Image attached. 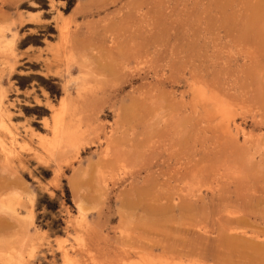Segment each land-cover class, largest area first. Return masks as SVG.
Segmentation results:
<instances>
[{
	"label": "rangeland",
	"instance_id": "374dc122",
	"mask_svg": "<svg viewBox=\"0 0 264 264\" xmlns=\"http://www.w3.org/2000/svg\"><path fill=\"white\" fill-rule=\"evenodd\" d=\"M67 7L0 0V264H264V0Z\"/></svg>",
	"mask_w": 264,
	"mask_h": 264
},
{
	"label": "bare ground",
	"instance_id": "6f19581e",
	"mask_svg": "<svg viewBox=\"0 0 264 264\" xmlns=\"http://www.w3.org/2000/svg\"><path fill=\"white\" fill-rule=\"evenodd\" d=\"M52 3V2H51ZM53 6V5H52ZM256 21V20H255ZM65 40V39H64ZM53 52V51H52ZM1 93V92H0ZM1 99V98H0ZM65 101V100H64ZM225 105V104H224ZM214 106H215V104H214ZM227 106V105H226ZM52 108H53V106H51ZM216 107V106H215ZM224 107V106H223ZM64 108V105L62 104V109ZM229 108V107H228ZM61 109V111L60 112H58V113H56V115H55V117H54V132H55V135L59 138V137H63V136H67V137H70L71 136V134L72 133H70V132H68L67 130H66V128H65V123H64V121H63V119H62V117H63V110ZM216 110H217V107L215 108ZM219 110V109H218ZM217 110V112L218 113H220V111H218ZM221 110V109H220ZM222 110H224V109H222ZM229 111V110H228ZM1 113V112H0ZM65 113V112H64ZM222 114V113H221ZM223 115V114H222ZM224 116V115H223ZM5 121V120H4ZM235 126V125H234ZM236 128H238V127H236ZM11 133V132H10ZM35 133H37V132H35ZM24 148H25V146H24ZM2 150H3V153H4V155L5 156H9V154H10V151L4 146V145H2ZM58 153V152H57ZM63 155V154H62ZM57 156V155H56ZM58 157H61V155H59ZM6 195V194H5ZM6 197V196H5ZM34 198V197H33ZM3 200V199H2ZM0 201V214H8V208H9V206L7 205V206H5L4 205V201ZM12 209V208H11ZM79 211L81 212H83V207L82 206H80V208H79ZM9 213H11V212H9ZM12 213H13V211H12ZM32 213V212H31ZM14 214H16L15 212H14ZM3 216V215H2ZM25 222H27V221H25ZM8 223V221L5 219V217H2V218H0V231H2V230H4L5 228H7V226L9 225V224H7ZM30 224V223H29ZM26 226V225H25ZM25 226H23V227H25ZM22 227V228H23ZM22 228H20V232H21V230L22 231H24ZM28 231V230H27ZM26 231V229H25V233H27L28 234V232ZM24 232H21L22 234H20V236H22V235H24ZM27 234H25V235H27ZM24 235V236H25ZM28 236V235H27ZM26 237V236H25ZM28 238V237H27ZM27 238H25V240H27ZM22 240V239H21ZM24 240V239H23ZM232 242V241H231ZM22 245H23V243L22 242H20ZM20 243H18L19 244V247H20ZM1 244V243H0ZM6 245V247L7 246H9V244H5ZM11 245V244H10ZM3 246H4V244H3ZM11 246H15V245H11ZM11 246H9V247H11ZM1 247H2V245H1ZM0 247V261H2L3 259L5 260V258H3L4 257V255L6 254V253H4V251L2 250V248ZM9 247H7L8 249H9ZM16 247V246H15ZM4 249H6V248H4ZM16 251H19V249L17 250L16 248H14ZM257 249H259V250H264V249H261L260 247H258ZM10 250V249H9ZM13 252H14V250H12ZM64 253V252H63ZM67 253H69V252H67ZM66 253V251H65V253H64V261L66 262V264H70V262H71V258L69 257L70 256V253L69 254H67ZM13 255H15V254H13ZM10 260L11 261H13V262H15V263H17V264H22V258H21V252H18L15 256H11L10 257ZM142 263H144V264H152L153 263V259L151 258V257H149V256H144V257H142Z\"/></svg>",
	"mask_w": 264,
	"mask_h": 264
},
{
	"label": "trees",
	"instance_id": "16d2710c",
	"mask_svg": "<svg viewBox=\"0 0 264 264\" xmlns=\"http://www.w3.org/2000/svg\"><path fill=\"white\" fill-rule=\"evenodd\" d=\"M63 1H67L68 11L72 10L77 3V0H63ZM49 178H50V173H46V175L43 177L44 180H47ZM64 189H65V193H66V201L68 202V204H70L71 194H70V190H69L68 186L66 185V183H65ZM42 208H45L47 210V212L51 215L52 213H56L58 211L59 202L56 199L50 198L46 194L40 195V198L38 199V202H37V210L40 211ZM47 217H48V215H47ZM60 225H62V221H60V219H59L58 222H54L51 225L43 226V227L45 229L50 230L52 233H58V232H60L59 231Z\"/></svg>",
	"mask_w": 264,
	"mask_h": 264
}]
</instances>
